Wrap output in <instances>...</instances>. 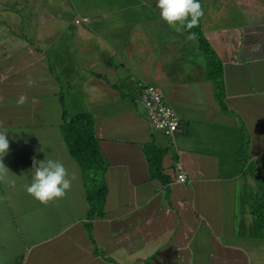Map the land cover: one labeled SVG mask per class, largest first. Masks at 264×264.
<instances>
[{
  "label": "crops",
  "instance_id": "crops-1",
  "mask_svg": "<svg viewBox=\"0 0 264 264\" xmlns=\"http://www.w3.org/2000/svg\"><path fill=\"white\" fill-rule=\"evenodd\" d=\"M201 1L228 113L198 43L160 18L156 0H0V130L10 170L0 180V264H264L250 170L264 181V0ZM141 81L160 86L174 107L175 142L139 105ZM64 104L69 115L92 113L109 161L105 215L92 236L83 172L61 130ZM149 143L166 149L168 185L150 177ZM47 158L64 164L72 184L44 204L26 187L34 161Z\"/></svg>",
  "mask_w": 264,
  "mask_h": 264
},
{
  "label": "trees",
  "instance_id": "trees-1",
  "mask_svg": "<svg viewBox=\"0 0 264 264\" xmlns=\"http://www.w3.org/2000/svg\"><path fill=\"white\" fill-rule=\"evenodd\" d=\"M200 3L202 5L201 0ZM184 32L192 36L203 51L207 59L206 77L214 83L215 98L221 110L228 113L229 107L226 100L227 93L223 62L203 33L202 17H200L196 26L189 30H184ZM64 109V123L61 126V130L71 154L79 163L83 172L90 204L87 227L90 236H92L93 220L95 217L105 215V202L109 193L106 180L109 161L101 153L100 141L96 134L95 118L92 113L87 111L69 115L65 104ZM246 145L247 142L245 140L244 146L246 147ZM142 150L149 164L151 179H158L164 185H168L170 179L163 171V157L166 154V149L158 147L155 143H149L143 145ZM250 170L259 192L252 204L254 231L256 236L264 237V181L255 166H250ZM166 195L170 200V190L168 188ZM96 253L107 260L115 261L98 247H96Z\"/></svg>",
  "mask_w": 264,
  "mask_h": 264
},
{
  "label": "clouds",
  "instance_id": "clouds-1",
  "mask_svg": "<svg viewBox=\"0 0 264 264\" xmlns=\"http://www.w3.org/2000/svg\"><path fill=\"white\" fill-rule=\"evenodd\" d=\"M156 7L160 10V18L178 32L181 29L193 28L204 15L200 0H156ZM24 99L21 97L18 103H23ZM8 149L7 131L0 130V180H5L9 176L10 170L2 162ZM32 170L31 182L27 185L26 191L41 203L46 204L63 197L71 188L72 179L69 178L67 169L60 160L47 158L34 161ZM9 182L15 184L14 179Z\"/></svg>",
  "mask_w": 264,
  "mask_h": 264
},
{
  "label": "built area",
  "instance_id": "built-area-1",
  "mask_svg": "<svg viewBox=\"0 0 264 264\" xmlns=\"http://www.w3.org/2000/svg\"><path fill=\"white\" fill-rule=\"evenodd\" d=\"M85 20L87 21L86 18ZM138 90L137 101L145 110L153 128L163 132L172 142H175V136L180 126V118L172 104L165 98L163 89L156 84L141 81L138 83ZM177 178L180 182L188 180L184 172H180Z\"/></svg>",
  "mask_w": 264,
  "mask_h": 264
},
{
  "label": "rangeland",
  "instance_id": "rangeland-1",
  "mask_svg": "<svg viewBox=\"0 0 264 264\" xmlns=\"http://www.w3.org/2000/svg\"><path fill=\"white\" fill-rule=\"evenodd\" d=\"M54 7H56V6H54ZM38 42H40V39L38 40Z\"/></svg>",
  "mask_w": 264,
  "mask_h": 264
}]
</instances>
